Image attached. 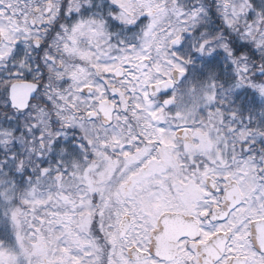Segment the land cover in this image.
Masks as SVG:
<instances>
[{
  "label": "snow or ice",
  "instance_id": "snow-or-ice-1",
  "mask_svg": "<svg viewBox=\"0 0 264 264\" xmlns=\"http://www.w3.org/2000/svg\"><path fill=\"white\" fill-rule=\"evenodd\" d=\"M0 264H264V0H0Z\"/></svg>",
  "mask_w": 264,
  "mask_h": 264
}]
</instances>
